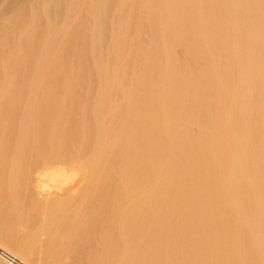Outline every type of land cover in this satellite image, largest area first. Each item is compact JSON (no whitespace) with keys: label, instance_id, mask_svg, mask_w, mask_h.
Returning a JSON list of instances; mask_svg holds the SVG:
<instances>
[{"label":"bare ground","instance_id":"obj_1","mask_svg":"<svg viewBox=\"0 0 264 264\" xmlns=\"http://www.w3.org/2000/svg\"><path fill=\"white\" fill-rule=\"evenodd\" d=\"M0 252L264 264V0H0Z\"/></svg>","mask_w":264,"mask_h":264},{"label":"rangeland","instance_id":"obj_2","mask_svg":"<svg viewBox=\"0 0 264 264\" xmlns=\"http://www.w3.org/2000/svg\"><path fill=\"white\" fill-rule=\"evenodd\" d=\"M13 258L9 256L8 254H2L0 252V264H18L16 260H12Z\"/></svg>","mask_w":264,"mask_h":264}]
</instances>
